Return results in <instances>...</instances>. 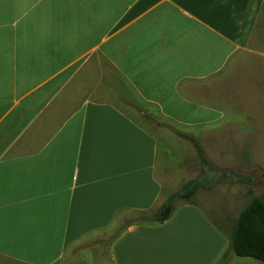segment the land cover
Returning a JSON list of instances; mask_svg holds the SVG:
<instances>
[{
  "label": "crops",
  "instance_id": "crops-1",
  "mask_svg": "<svg viewBox=\"0 0 264 264\" xmlns=\"http://www.w3.org/2000/svg\"><path fill=\"white\" fill-rule=\"evenodd\" d=\"M259 145L264 0H0V264H264L194 203L142 220Z\"/></svg>",
  "mask_w": 264,
  "mask_h": 264
},
{
  "label": "trees",
  "instance_id": "trees-1",
  "mask_svg": "<svg viewBox=\"0 0 264 264\" xmlns=\"http://www.w3.org/2000/svg\"><path fill=\"white\" fill-rule=\"evenodd\" d=\"M180 134L192 141L201 163L203 165L208 164V160L204 156L199 143L187 134ZM211 170H213L212 174L218 171H214V169ZM222 174L228 175L232 180L248 185H253L255 183L249 175H241L230 170ZM213 180H215V176H212V178L196 177L188 180L177 190L171 192L163 204L155 211L149 215H144L142 220L152 223L163 222L173 213L178 205L177 202L184 200L193 203L192 197L195 195L196 191L202 187L212 188L214 185L212 182ZM261 185L263 189L260 194H253L251 188L247 189V194L250 197L248 202L239 211L232 224L229 244L235 255L240 257H251L264 262V181L261 182Z\"/></svg>",
  "mask_w": 264,
  "mask_h": 264
},
{
  "label": "rangeland",
  "instance_id": "rangeland-1",
  "mask_svg": "<svg viewBox=\"0 0 264 264\" xmlns=\"http://www.w3.org/2000/svg\"><path fill=\"white\" fill-rule=\"evenodd\" d=\"M199 141L203 142V136H199ZM181 141L183 147L189 148L190 145V151L192 149V145L190 141H188L185 138L179 139ZM204 147V146H203ZM195 150V149H194ZM205 154L207 157L211 160V162L214 164H217L216 162L219 161V151H205ZM185 153V152H184ZM195 156L198 163V153L195 150ZM257 153L260 157L264 158V147L262 145H259L257 149ZM180 155V154H177ZM189 155L191 153L189 152ZM230 155L232 157H230ZM228 157V168L234 170L243 174L250 175L252 179H254L253 185H248L242 182H238L235 180L230 179V177L226 178L223 182L218 183L214 185L212 188L208 189L205 187L199 188L195 195L192 197L193 203L201 208L207 210L208 214L207 217L211 219V222L216 225L220 226L222 233L224 236L229 238L232 224L237 217L239 211L243 208V206L248 202L249 195L247 194V189L251 188L253 191V194H259L262 191V185L261 182L264 181V168H253L251 166L252 160L251 153H243L245 163H247L248 167L245 166V168H237L235 167L236 161H235V153H230ZM174 156V155H173ZM187 156V155H186ZM249 157V158H248ZM180 159V156H179ZM231 159V160H230ZM167 163L171 161L173 163V159L167 158ZM264 161V159H263ZM218 165V164H217ZM261 166V165H260ZM174 172V167L171 164L170 166V173ZM196 174L198 173L195 172ZM194 174V172H193ZM186 201L182 200L177 202V204H183ZM236 259L238 258L233 254ZM249 259V258H248ZM249 261H254L253 259H249ZM256 261V260H255ZM237 264V263H233Z\"/></svg>",
  "mask_w": 264,
  "mask_h": 264
}]
</instances>
